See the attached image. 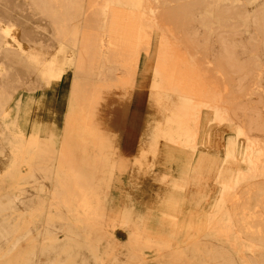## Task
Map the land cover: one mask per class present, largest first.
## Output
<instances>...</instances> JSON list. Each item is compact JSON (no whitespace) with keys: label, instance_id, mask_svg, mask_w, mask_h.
Returning a JSON list of instances; mask_svg holds the SVG:
<instances>
[{"label":"rangeland","instance_id":"1","mask_svg":"<svg viewBox=\"0 0 264 264\" xmlns=\"http://www.w3.org/2000/svg\"><path fill=\"white\" fill-rule=\"evenodd\" d=\"M199 1L183 0L194 7L181 17L175 0H74L86 21L97 15L87 28L92 55L60 43L57 79L47 90H22L7 114L12 130L65 147L61 176L71 209L94 227L92 237H103L102 249L138 243L141 264H201L198 253L174 252L201 234L227 244L239 262L247 248L241 239L229 244L219 229L231 225L225 206L250 167L238 105L264 108V39L244 18L212 19ZM226 2L214 0L213 9L226 11ZM113 11L139 14L123 28L130 39L121 49L112 42L121 29L110 28ZM9 25L0 24V37L18 49ZM221 37L238 71L217 54Z\"/></svg>","mask_w":264,"mask_h":264},{"label":"bare ground","instance_id":"2","mask_svg":"<svg viewBox=\"0 0 264 264\" xmlns=\"http://www.w3.org/2000/svg\"><path fill=\"white\" fill-rule=\"evenodd\" d=\"M73 1L0 0V24H10L20 46H8L0 37V264H141L144 260L140 245L133 241L119 248H104L102 253L103 237H92L94 227L76 215L69 204L61 176L62 161L70 158L64 155L65 147L56 150L51 140L25 137L7 122L10 105L22 90H47L57 79L56 72L64 60L60 43L75 46L86 59L92 55L87 28L95 26L97 15L86 21L85 13H75ZM175 1L180 2L176 13L183 17L181 12L192 2ZM227 1L220 5L224 12L213 9L217 7L214 0H200L202 4L196 6L203 12L211 11L212 19L221 16V23L226 16L236 21L244 18L248 26L256 24V35L264 39V0L253 4L249 0ZM242 6L244 15L239 10ZM138 15L127 11L111 13L110 28H121L113 29L116 47L121 49L127 44L130 32L123 28H132L139 21ZM81 16L83 21H79ZM125 38L129 39L122 40ZM217 54L231 70L238 71L237 57L224 37L219 39ZM242 109L238 105L241 128L251 140L252 148L244 159L250 167L236 177L235 191L225 206L231 225L219 230L229 244L241 239L247 248L239 262L227 253V244L209 234L194 237L184 249L176 246V254H200L201 264H264V108ZM253 149L258 156H253ZM23 166L28 169L25 173ZM80 203L85 206L84 201Z\"/></svg>","mask_w":264,"mask_h":264}]
</instances>
